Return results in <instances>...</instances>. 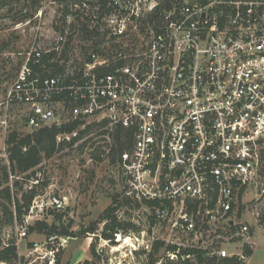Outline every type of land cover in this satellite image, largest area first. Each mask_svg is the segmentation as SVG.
<instances>
[{"label":"built area","instance_id":"built-area-1","mask_svg":"<svg viewBox=\"0 0 264 264\" xmlns=\"http://www.w3.org/2000/svg\"><path fill=\"white\" fill-rule=\"evenodd\" d=\"M44 10L56 36H33L5 113L19 110L32 129L94 125L108 142L130 133L121 194L158 220V240L177 248L166 257L201 247L246 263L226 245L253 250L264 229V187L250 221L238 210L264 170V0H49L34 18ZM32 203L20 239L45 207H65L58 197ZM67 241L34 242L21 264H56Z\"/></svg>","mask_w":264,"mask_h":264},{"label":"rangeland","instance_id":"rangeland-1","mask_svg":"<svg viewBox=\"0 0 264 264\" xmlns=\"http://www.w3.org/2000/svg\"><path fill=\"white\" fill-rule=\"evenodd\" d=\"M48 2L49 0H3L0 3V240L2 243L15 242L18 258L11 264H21L24 261L23 255L34 242H43L47 236H54L34 231L20 239L16 231L20 220L16 216L10 217L9 213L15 210L14 199H20L23 193L36 186L37 196L34 199H37L38 205L46 204L51 197L63 198L65 202V207L59 211L45 207L31 223L32 225L37 220H44L47 224L55 225L58 231L68 232L69 236L56 235L68 240L65 249L57 257L56 264H142L145 258L142 252H148L153 241L167 237L159 230L158 220L154 218L152 224L151 217L142 208L125 205L118 207V220L124 224L130 223L133 227H128L116 235L114 243L101 236L105 223L99 221L100 216L110 206L112 196L121 194V163L119 159L111 162V157L108 156L113 147L112 138L110 142L102 141L103 139L93 133L73 147L45 159L35 169L33 177L28 174L15 175L10 171L5 144L7 135L12 131L24 135L34 129L24 124L19 110H10L6 114L3 104L33 36H56V29L49 22L47 10H44L40 20L34 18L38 10L44 9ZM28 15L29 17H24ZM83 142H86L85 145H81ZM4 168L7 170L6 175ZM257 185V191L264 187L263 169L258 174L256 185L243 189V194L239 193L240 212H246L252 204L256 191L254 188ZM6 189L12 204L6 199ZM119 200H122V194ZM129 209L132 210L128 211ZM241 215L242 221L251 220L250 213ZM95 222H98L95 233L85 232L94 228ZM263 231L264 229L258 232V244L253 248L251 256L246 258V264H264ZM119 237L123 240L129 238L130 241L125 245ZM177 237L183 243L191 242V238L186 235ZM121 244L123 247L115 250ZM228 246L232 253L244 252V245L238 241L227 244L226 248ZM160 255L166 257L163 251Z\"/></svg>","mask_w":264,"mask_h":264},{"label":"trees","instance_id":"trees-1","mask_svg":"<svg viewBox=\"0 0 264 264\" xmlns=\"http://www.w3.org/2000/svg\"><path fill=\"white\" fill-rule=\"evenodd\" d=\"M0 3H3V0H0ZM29 17L28 16H24ZM81 122L72 120L67 121L61 125H52L45 126L39 129H34L33 131L21 135L16 131H12L7 135L5 140L6 144V153L8 156V162L10 166V171L12 174H28L29 177L35 175V169L45 159H50L57 153L63 151L66 148L73 147L81 139L86 138L87 136L96 133V135H102V132H98L99 128H96L94 125H86L83 129H80ZM76 133L75 136H71L69 140L65 139L64 135H71ZM113 147L108 152V156L111 157V162H117L121 158V155L129 149L130 142V133L116 131L112 134ZM58 138H61L58 141ZM86 142H83L81 145H85ZM6 168H4V174L6 175ZM7 178V176H6ZM16 185H18L16 183ZM45 185V184H44ZM121 194H116L112 196L111 204L107 209L103 211L100 216L99 221L104 222V228L101 236L104 240H108L111 243H114V238L119 233L124 232L127 228L133 227L130 223H122L118 220L116 211L121 205L129 206L128 201L122 197ZM37 196L36 186L28 190L26 193H23L21 198L14 199V212H10V217H15L18 220H22L34 198ZM6 199L9 203L12 204V199L9 195L8 189H6ZM22 202V203H21ZM151 217V223L155 221L154 217ZM98 221V222H99ZM93 224L94 228L86 230L87 233H95L97 228L96 224ZM34 231L45 233L47 235L54 236H69L68 232H60L56 229L55 225L47 224L44 220H37L32 225L28 227V232L32 233ZM93 250V245L91 246ZM176 252L177 248L172 245L165 244L161 240H155L152 242L151 248L148 252L143 251L145 258L142 264H246L242 260H239L237 257L232 256L228 258H217L208 253L207 249L201 247H183L178 250V259L172 261L165 255H160V252ZM244 256L249 257L252 254V250L248 246H244ZM190 256L187 258L186 256ZM17 245L15 242L2 243L0 240V263H13L17 260Z\"/></svg>","mask_w":264,"mask_h":264},{"label":"bare ground","instance_id":"bare-ground-1","mask_svg":"<svg viewBox=\"0 0 264 264\" xmlns=\"http://www.w3.org/2000/svg\"><path fill=\"white\" fill-rule=\"evenodd\" d=\"M119 240L123 243V244H128L129 243V238H125V240H123L121 237H119ZM119 242V241H118ZM123 244H121L119 247L117 246L116 248H115V250H120L122 247H123Z\"/></svg>","mask_w":264,"mask_h":264}]
</instances>
